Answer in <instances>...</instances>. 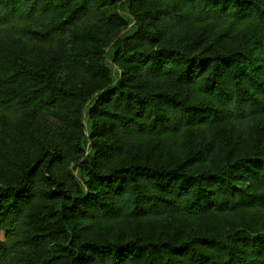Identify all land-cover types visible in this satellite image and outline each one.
<instances>
[{
    "label": "trees",
    "instance_id": "16d2710c",
    "mask_svg": "<svg viewBox=\"0 0 264 264\" xmlns=\"http://www.w3.org/2000/svg\"><path fill=\"white\" fill-rule=\"evenodd\" d=\"M0 264H264V0H0Z\"/></svg>",
    "mask_w": 264,
    "mask_h": 264
},
{
    "label": "rangeland",
    "instance_id": "374dc122",
    "mask_svg": "<svg viewBox=\"0 0 264 264\" xmlns=\"http://www.w3.org/2000/svg\"><path fill=\"white\" fill-rule=\"evenodd\" d=\"M122 15H124L125 18H129L128 17V14H122ZM128 20L130 21V19H128ZM132 25L133 24L130 23L124 31H121L120 34H119V36H118V39L121 38V37H123L124 35H126L128 33V30L132 27ZM21 49H22V47L20 48V50ZM34 51L37 54L40 53V52H43V54H45V55H49V54H51L53 52L51 49L45 48V47L34 48ZM111 56H112V50L110 48L106 49L105 65H106L107 69L111 72L112 78L115 80L118 77L117 76L118 75V70L113 65ZM66 74H67V76L74 75L73 71H71V73L68 72ZM89 106H90V102H88L85 106H83L82 114H81V120H82V123H84L85 128H87V123H89L88 120H87V116H86L87 111L89 109ZM75 175L77 177H79V173H78L77 170L75 171Z\"/></svg>",
    "mask_w": 264,
    "mask_h": 264
}]
</instances>
